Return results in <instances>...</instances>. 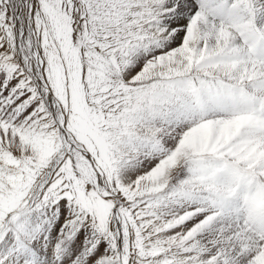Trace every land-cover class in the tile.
Returning a JSON list of instances; mask_svg holds the SVG:
<instances>
[{"label":"snow or ice","instance_id":"obj_1","mask_svg":"<svg viewBox=\"0 0 264 264\" xmlns=\"http://www.w3.org/2000/svg\"><path fill=\"white\" fill-rule=\"evenodd\" d=\"M0 264H264V0H0Z\"/></svg>","mask_w":264,"mask_h":264}]
</instances>
